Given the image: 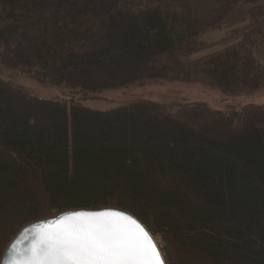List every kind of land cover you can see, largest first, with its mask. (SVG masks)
<instances>
[{
  "label": "trees",
  "instance_id": "1",
  "mask_svg": "<svg viewBox=\"0 0 264 264\" xmlns=\"http://www.w3.org/2000/svg\"><path fill=\"white\" fill-rule=\"evenodd\" d=\"M261 0H0V69L85 93L164 79L264 88ZM240 3L243 38L203 57L201 34ZM120 207L167 264H264V104L239 111L137 99L100 110L0 76V260L29 222Z\"/></svg>",
  "mask_w": 264,
  "mask_h": 264
},
{
  "label": "snow or ice",
  "instance_id": "2",
  "mask_svg": "<svg viewBox=\"0 0 264 264\" xmlns=\"http://www.w3.org/2000/svg\"><path fill=\"white\" fill-rule=\"evenodd\" d=\"M8 251L5 264H165L144 226L114 209L33 222Z\"/></svg>",
  "mask_w": 264,
  "mask_h": 264
},
{
  "label": "rangeland",
  "instance_id": "3",
  "mask_svg": "<svg viewBox=\"0 0 264 264\" xmlns=\"http://www.w3.org/2000/svg\"><path fill=\"white\" fill-rule=\"evenodd\" d=\"M178 1L181 3V8L192 6L193 9H198L203 17L208 16L207 0ZM259 2L264 8V0ZM248 8L247 3H240L223 22L206 29L200 36L204 45L193 54V58L209 55L240 41L245 30L252 23ZM255 53L258 61L264 64V42L260 44ZM0 76L16 86L27 89L33 95L50 99H76L89 108L100 110L115 108L137 99H151L168 104L202 102L212 109L231 113L239 111L250 103L264 104V88L252 93L246 91L230 93L200 82L151 79L128 86L105 89L97 93H85L67 86L40 82L30 75L8 68L0 69ZM153 238L160 249H164L162 236L153 235Z\"/></svg>",
  "mask_w": 264,
  "mask_h": 264
},
{
  "label": "water",
  "instance_id": "4",
  "mask_svg": "<svg viewBox=\"0 0 264 264\" xmlns=\"http://www.w3.org/2000/svg\"><path fill=\"white\" fill-rule=\"evenodd\" d=\"M105 209H114V210H119V211H123L125 212L126 214H129V215H132L135 219L138 220V222H140L144 228L146 229V231H148L149 235L151 236L153 242L156 244V241L155 239L153 238V235L152 233L148 230V228L133 214L131 213L130 211L124 209V208H120V207H102V208H75V209H70V210H66V211H63V212H60L56 215H53V216H50V217H46V218H41V219H38V220H34L32 222H29L28 224H26L22 229H24L25 227H29L33 222H37V221H41V220H48V219H55V218H58L59 216L65 214V213H68V212H73V211H102V210H105ZM21 229V230H22ZM21 230L16 234V236L10 241V243L8 244V246L6 247L2 257H1V260H0V264H5V260L7 259L8 256L11 255V252L8 251L9 249V246L12 244V242L17 238V236L19 235V233L21 232ZM25 243H27V241H25ZM157 245V244H156ZM158 247V246H157ZM159 249V248H158ZM160 251V249H159ZM161 252V251H160ZM161 255L163 257V259L165 260L164 258V255L162 254L161 252ZM165 264L166 263V260H165Z\"/></svg>",
  "mask_w": 264,
  "mask_h": 264
},
{
  "label": "built area",
  "instance_id": "5",
  "mask_svg": "<svg viewBox=\"0 0 264 264\" xmlns=\"http://www.w3.org/2000/svg\"><path fill=\"white\" fill-rule=\"evenodd\" d=\"M161 247H162V245H161ZM159 248H160V246H159Z\"/></svg>",
  "mask_w": 264,
  "mask_h": 264
}]
</instances>
